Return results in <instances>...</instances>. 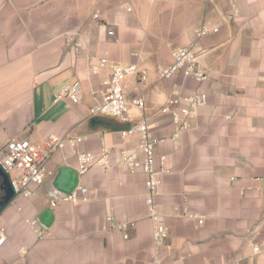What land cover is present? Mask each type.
I'll return each instance as SVG.
<instances>
[{
    "label": "crops",
    "instance_id": "obj_1",
    "mask_svg": "<svg viewBox=\"0 0 264 264\" xmlns=\"http://www.w3.org/2000/svg\"><path fill=\"white\" fill-rule=\"evenodd\" d=\"M152 2L0 0V149L11 140L83 137L46 162L31 197L0 207V264H264V0H168L164 9ZM201 24L216 29L198 40L195 69L208 78L178 71L161 79L171 50ZM103 57L108 63L91 74ZM112 63L147 71L144 81L125 76L123 93L143 97L151 135L165 138L155 148L165 170L155 205L168 229L159 245L145 174L117 163L121 150H137L139 135L120 131L139 122L140 110L129 106L125 123L88 113L102 100ZM73 81L82 87L78 103L54 97ZM196 92L206 93V104L172 138L162 106L168 96ZM102 145L111 149L110 167L79 174L76 153L97 154ZM77 186L87 188L86 201L61 200Z\"/></svg>",
    "mask_w": 264,
    "mask_h": 264
},
{
    "label": "built area",
    "instance_id": "obj_2",
    "mask_svg": "<svg viewBox=\"0 0 264 264\" xmlns=\"http://www.w3.org/2000/svg\"><path fill=\"white\" fill-rule=\"evenodd\" d=\"M130 9V8H128ZM211 29L207 24H201L194 29V39L188 44L175 47L171 50V62L159 69L161 79H169L176 72L181 71L186 76H192L197 81H204L208 78L207 73L196 70L195 65L199 57L200 48L198 40L209 33ZM108 34H112L109 31ZM106 58H100L97 63L90 65L89 72L94 74L98 71L99 65L107 64ZM110 74L104 82L105 89L102 100L89 107L90 116L109 115L120 122H128L130 116L128 114L129 106L138 108L141 112L139 122L120 131L121 137L138 134L139 143L137 150L128 151L121 150L117 163L126 168L130 172L142 171L145 174V204L148 209L149 217L153 222L152 238L156 245L162 243L168 236V229L164 223L163 215L157 210L155 205V195L161 184L160 174L165 170L160 165L156 166L155 148L162 143L164 137H155L149 131V124L146 117L142 114L145 108V101L141 96H133L127 98L123 93L122 80L125 76L137 73L139 79L144 81L147 76L145 69H139L136 64L118 65L110 64ZM56 99L66 98L72 103H78L82 98V87L79 81H73L62 85L54 94ZM207 102V95L204 92H196L188 95L168 96L161 112L171 115L175 133L172 138L180 130L187 129L190 126L188 117L191 116L197 108L204 106ZM83 140V137L72 135L70 133L64 136L51 135L44 139L41 143L30 142L28 140H11L8 141L0 149V168L7 175L13 196L31 197L34 194V186L43 183L45 177L46 162L59 150L66 146L76 147ZM111 149L102 145L99 153L90 151H78L77 172L84 174L94 165L99 164L104 168H109ZM165 155H160L161 164L165 161ZM88 199L87 188L77 186L68 194L61 197V200L77 203ZM56 201L51 202V206H55ZM197 223L201 224L203 218L194 215ZM112 221V215L106 218ZM35 228V222H29ZM132 225V223H130ZM39 235L40 232L37 231ZM127 238V235H124ZM5 240L4 228L0 226V246ZM253 254L261 251L260 246L252 245ZM154 263H158V259H153ZM144 264V263H141ZM230 264H240L238 260Z\"/></svg>",
    "mask_w": 264,
    "mask_h": 264
},
{
    "label": "water",
    "instance_id": "obj_3",
    "mask_svg": "<svg viewBox=\"0 0 264 264\" xmlns=\"http://www.w3.org/2000/svg\"><path fill=\"white\" fill-rule=\"evenodd\" d=\"M67 169L61 168L60 171H66ZM67 188H72L70 184H67ZM13 197V192L10 187L7 175L0 168V207L6 205Z\"/></svg>",
    "mask_w": 264,
    "mask_h": 264
},
{
    "label": "rangeland",
    "instance_id": "obj_4",
    "mask_svg": "<svg viewBox=\"0 0 264 264\" xmlns=\"http://www.w3.org/2000/svg\"><path fill=\"white\" fill-rule=\"evenodd\" d=\"M124 1V3L127 5V2H130L132 5H133V1L134 0H123ZM152 1H154V3L152 2V4H154V6L153 7H157L158 9H164L165 7H166V2L168 1V0H152ZM130 4V5H131ZM144 8H146V7H144Z\"/></svg>",
    "mask_w": 264,
    "mask_h": 264
}]
</instances>
